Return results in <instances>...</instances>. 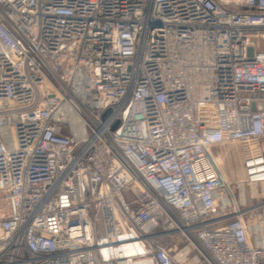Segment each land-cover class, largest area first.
I'll return each instance as SVG.
<instances>
[{
  "label": "built area",
  "instance_id": "2783aa9c",
  "mask_svg": "<svg viewBox=\"0 0 264 264\" xmlns=\"http://www.w3.org/2000/svg\"><path fill=\"white\" fill-rule=\"evenodd\" d=\"M263 173L264 0H0V264H264Z\"/></svg>",
  "mask_w": 264,
  "mask_h": 264
},
{
  "label": "rangeland",
  "instance_id": "374dc122",
  "mask_svg": "<svg viewBox=\"0 0 264 264\" xmlns=\"http://www.w3.org/2000/svg\"><path fill=\"white\" fill-rule=\"evenodd\" d=\"M261 193H262V189L260 188V186H258L255 189V188L250 187V186L245 185V184H242V185L240 184V186H238L237 188H234V190H233V197H234V200L236 202V205L238 204V208L240 210L247 208V212L245 214V217L248 218L249 223H251L253 221V220H250L251 215L262 214L261 211H259V212L252 211V209H253L252 207H256L260 203L264 202V196H262V197L255 196V195L261 194Z\"/></svg>",
  "mask_w": 264,
  "mask_h": 264
},
{
  "label": "crops",
  "instance_id": "0c3cea01",
  "mask_svg": "<svg viewBox=\"0 0 264 264\" xmlns=\"http://www.w3.org/2000/svg\"><path fill=\"white\" fill-rule=\"evenodd\" d=\"M4 136L7 139H10V135L8 133L5 134ZM263 206H264V202L260 203L256 207H252L253 208L252 211H257V212L262 211V209L264 208ZM246 210L247 208H244L242 211L245 213L247 212ZM12 213L13 210L11 206H9L6 201L0 199V220L5 219L6 217L10 216ZM251 218L253 219V221L249 223L248 218H246L245 215L243 216V220L246 224V227L248 230L256 231L258 233L259 243L264 244V217L263 219H260L257 214V215H251L250 219Z\"/></svg>",
  "mask_w": 264,
  "mask_h": 264
},
{
  "label": "bare ground",
  "instance_id": "6f19581e",
  "mask_svg": "<svg viewBox=\"0 0 264 264\" xmlns=\"http://www.w3.org/2000/svg\"><path fill=\"white\" fill-rule=\"evenodd\" d=\"M241 165V164H240ZM232 166L234 167H231V165H226L225 168H224V172L229 175L228 177H234L236 176L234 179H237V180H242L241 176L244 175L243 174V169L241 166L238 165V163H234L232 164ZM233 179V180H234ZM252 179L254 180H261V179H264V173L263 174H258V175H255L252 177ZM230 180V179H229ZM136 249H125L124 252L125 253H129V252H135ZM139 250H137L136 252H138Z\"/></svg>",
  "mask_w": 264,
  "mask_h": 264
}]
</instances>
